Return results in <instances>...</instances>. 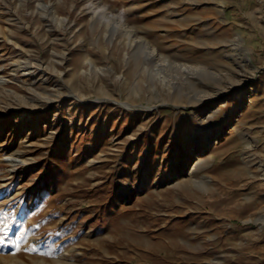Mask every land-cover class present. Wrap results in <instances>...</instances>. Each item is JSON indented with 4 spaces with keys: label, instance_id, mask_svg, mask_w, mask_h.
Returning a JSON list of instances; mask_svg holds the SVG:
<instances>
[{
    "label": "rangeland",
    "instance_id": "374dc122",
    "mask_svg": "<svg viewBox=\"0 0 264 264\" xmlns=\"http://www.w3.org/2000/svg\"><path fill=\"white\" fill-rule=\"evenodd\" d=\"M253 13L0 0V264H264Z\"/></svg>",
    "mask_w": 264,
    "mask_h": 264
},
{
    "label": "crops",
    "instance_id": "0c3cea01",
    "mask_svg": "<svg viewBox=\"0 0 264 264\" xmlns=\"http://www.w3.org/2000/svg\"><path fill=\"white\" fill-rule=\"evenodd\" d=\"M246 2L247 6L251 10L254 9L253 17L255 18V22L257 24H260L262 27V24H264V20L262 21V18L264 17V0H243ZM263 31H253L249 32L248 39L251 40V45L257 49L263 46L264 44V25L262 27Z\"/></svg>",
    "mask_w": 264,
    "mask_h": 264
},
{
    "label": "snow or ice",
    "instance_id": "6c2138e0",
    "mask_svg": "<svg viewBox=\"0 0 264 264\" xmlns=\"http://www.w3.org/2000/svg\"><path fill=\"white\" fill-rule=\"evenodd\" d=\"M7 224H6V214L3 212H0V248L6 247V241L5 237L7 236ZM19 237L10 243L13 244L14 251H12L11 254H16V252H19L21 250L28 251V252H37L38 248L36 246H31L29 248H23L21 247V244L19 243ZM43 255H48L47 252H42Z\"/></svg>",
    "mask_w": 264,
    "mask_h": 264
}]
</instances>
